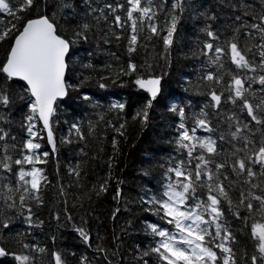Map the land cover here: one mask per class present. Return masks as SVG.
<instances>
[{
    "label": "snow or ice",
    "instance_id": "obj_1",
    "mask_svg": "<svg viewBox=\"0 0 264 264\" xmlns=\"http://www.w3.org/2000/svg\"><path fill=\"white\" fill-rule=\"evenodd\" d=\"M185 20L200 34L191 49L200 66L196 80L183 75L181 86L204 100L198 111L190 110L191 101L189 107L170 102L161 114L173 118L171 154L143 170L149 187L138 203L157 220H145L150 239L137 247L134 264H264V0H0V240L9 234L16 244L0 243V257L14 264H45L44 258L46 264H120L119 236L113 233V248L97 228L94 243L88 220L98 218L96 202L108 191L115 136L108 175L90 187L83 177L96 159L88 139L101 124L127 139L126 103L113 101L97 112L99 101L81 89L90 81L101 90L117 82L134 87L143 103L130 119L147 127L165 77L172 76L164 67L171 69L173 50L182 47ZM92 41L97 48L115 43L126 65L97 69L85 62L77 45ZM141 51L146 55L137 63ZM73 104L96 119H73L61 138L77 145L78 157L67 166L70 182L58 180L47 205L49 225L56 223L49 251L30 239L45 223L37 210L45 207L51 184L43 167L50 152L42 141L46 134L56 155V126ZM118 212L112 211L113 220ZM65 226L83 252L56 247V232Z\"/></svg>",
    "mask_w": 264,
    "mask_h": 264
},
{
    "label": "trees",
    "instance_id": "obj_2",
    "mask_svg": "<svg viewBox=\"0 0 264 264\" xmlns=\"http://www.w3.org/2000/svg\"><path fill=\"white\" fill-rule=\"evenodd\" d=\"M200 34L196 31L190 20H185L180 28V40L182 47L178 46L172 53V67L169 69L164 67L165 71H171V77H165V88L159 102L156 103L151 112V119L147 127L141 128L138 122H132L130 117L134 110L142 103V94L134 87H120L119 82L106 89H99L94 81L86 83L81 91L87 92L94 100H98L102 106L97 112H103L107 105L113 101H121L126 103V118L128 119L127 130L125 135L127 139L119 136L111 128H105L101 124L95 131V135L88 139V152L91 156L95 154L96 159L90 160L87 167V175L83 177L84 183L90 187L97 178H103L108 175L107 160L109 156H113L112 139L115 136L118 145V154L113 159L112 177L108 185V191L96 202V209L93 219L88 218L92 225V236L95 243L96 229L99 228L100 234L105 236V243L112 245L113 233L119 236L117 243L120 245V264H134L136 249L138 246H147L150 237L144 230L145 220L156 221L157 217L149 212H145L138 203L139 195L142 190L149 187L146 183L148 178L143 176V170L149 162H155L161 158H166L171 154V146L167 142L171 129L169 123L170 114L162 117V113L166 111L165 105L170 102L183 103L185 107H189L188 102L191 101V111H198L199 105L203 102L204 97L197 95L195 90L185 92L183 87V75L190 77L191 81L196 80L197 70L199 69L198 61L191 55V49L195 46L197 38ZM89 53L91 55L89 56ZM108 53H115L120 57L117 61ZM77 54L83 58L85 62H91L97 69L105 63H111L113 66L117 63H127L128 57L122 48H118L115 43L110 46L101 45L97 48L95 41L86 44L77 45ZM150 54V53H148ZM146 53L139 52L134 56L137 63H143ZM163 63V62H161ZM159 70V69H158ZM183 72V73H182ZM190 73V74H189ZM88 74V72H85ZM82 78V77H81ZM96 119V113L89 110L87 114L80 111L74 104L65 109L60 117V123L56 126V155H51V149L47 146L46 138L43 139V150L50 152L49 163L45 167L46 174L51 182L46 190V205L42 209L37 210V215L44 220L42 230L36 229L34 236L30 239L32 242L46 246L49 251L52 249V241L48 238L52 234V230L56 228L55 221L49 225V208L48 203L53 199L56 191L58 180L62 179L64 183H69L70 178L67 172L69 164L75 165L78 157L76 144L61 143V138L68 135V126L73 119ZM84 123V132L87 135V123ZM115 120L112 115H105V120ZM67 120V124L65 123ZM189 126L191 123L189 121ZM199 135H207L202 130L198 131ZM122 190V197L119 201L113 199L116 187L119 182ZM155 183L154 181L152 182ZM75 191V190H73ZM71 207V203H69ZM119 208L116 218L113 220L111 213L114 209ZM82 214V213H81ZM79 223L80 215L75 217ZM22 229V225L20 226ZM5 239L0 240L9 249H15L16 244L10 238L9 234H3ZM58 237L56 247L60 250L67 249L77 253L83 252L84 248L72 232L70 226L61 227L56 232ZM141 250H143L141 248ZM91 251V250H89ZM45 264H46V258ZM0 264H14L11 257H0Z\"/></svg>",
    "mask_w": 264,
    "mask_h": 264
},
{
    "label": "water",
    "instance_id": "obj_3",
    "mask_svg": "<svg viewBox=\"0 0 264 264\" xmlns=\"http://www.w3.org/2000/svg\"><path fill=\"white\" fill-rule=\"evenodd\" d=\"M45 138H46V134H45Z\"/></svg>",
    "mask_w": 264,
    "mask_h": 264
},
{
    "label": "bare ground",
    "instance_id": "obj_4",
    "mask_svg": "<svg viewBox=\"0 0 264 264\" xmlns=\"http://www.w3.org/2000/svg\"><path fill=\"white\" fill-rule=\"evenodd\" d=\"M183 73V72H182ZM190 74V73H189Z\"/></svg>",
    "mask_w": 264,
    "mask_h": 264
}]
</instances>
